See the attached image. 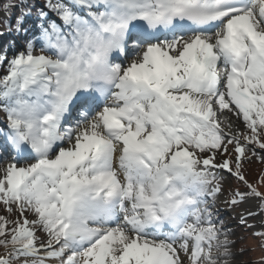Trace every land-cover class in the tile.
Listing matches in <instances>:
<instances>
[{"label":"snow or ice","instance_id":"1","mask_svg":"<svg viewBox=\"0 0 264 264\" xmlns=\"http://www.w3.org/2000/svg\"><path fill=\"white\" fill-rule=\"evenodd\" d=\"M0 13L9 33L35 29L0 55V264L234 257L207 200L227 170L247 191L226 203L257 202L241 223L264 217V173H243L264 151V0H0Z\"/></svg>","mask_w":264,"mask_h":264},{"label":"rangeland","instance_id":"2","mask_svg":"<svg viewBox=\"0 0 264 264\" xmlns=\"http://www.w3.org/2000/svg\"><path fill=\"white\" fill-rule=\"evenodd\" d=\"M8 19L7 15L5 13H0V23H3ZM0 26V30H1ZM4 28V27H3ZM1 32V31H0ZM32 37V36H31ZM30 37V38H31ZM8 43L4 42L3 44ZM13 44V42H12ZM5 45V49L3 53L9 55V59H11V52H18L23 50V48L20 49V47L15 45ZM2 48V45H1ZM4 48V47H3ZM37 54H39V49H37ZM6 65L2 66L0 70V75L3 76L6 74ZM6 117V114H5ZM225 117L227 115L225 114ZM7 125L4 126L6 129ZM227 131V129H225ZM245 128H241L238 132L244 131ZM231 149V146H229ZM257 155L253 156L251 152L248 153V158L245 159L243 164V173L246 176V178L252 182L255 183L257 178L261 175V173H264V151L256 149ZM222 157L217 156V161L220 163L222 162ZM7 161L0 162V167L4 166ZM10 162V161H8ZM7 162V163H8ZM214 171L217 173L218 178L221 179V185L223 191L213 200L211 199L207 200V203H216L218 204V200L222 202H226L227 200L231 199V191L235 189H239L240 191H247L246 188L236 179V177L227 170H221V169H214ZM262 191H264V187L261 188ZM256 201L255 200H248L236 207H230L228 204L225 207H221L223 210V213L226 214V217L223 218L224 225H228L229 229L231 230V235L229 236V239L231 241H234L232 245H230V251L234 253V257L228 258L229 264H253L254 261H259L262 258H264V247H261V241L256 236L253 235L255 231L264 230L262 226H264V217L256 216L253 218H250L248 220L249 224H254L255 228H249L246 227L244 224L240 221V215L242 212L249 211V207L246 205L249 204L253 211L256 210ZM0 214H4L3 210L0 208ZM14 218V217H10ZM32 217L29 216V219ZM41 238H43V234H38ZM223 239V237H221ZM243 250V251H242ZM3 249L0 248V252H2Z\"/></svg>","mask_w":264,"mask_h":264},{"label":"bare ground","instance_id":"3","mask_svg":"<svg viewBox=\"0 0 264 264\" xmlns=\"http://www.w3.org/2000/svg\"><path fill=\"white\" fill-rule=\"evenodd\" d=\"M6 15H8V14H6ZM0 31L3 33V35H5L6 33L8 34V30L6 28H1ZM1 68H2V66H0V70H1ZM226 115L229 116L231 114H227L226 113ZM231 120H232V127H233V130L234 131H237L238 132L241 128H245L242 120H238L234 115H231ZM0 142H1V145L3 147V140H0ZM9 154H11V153H9ZM2 159H4L5 161L8 162V161L11 160V157L6 155V156H3ZM7 162H6V164H7ZM217 163H220V162L217 161ZM209 199H211V198H209ZM208 204L212 208L213 212L215 213L214 219L223 220V218L226 217V214L223 213V210H222V208L227 205L226 202H222V201L218 200V204H216V203H208ZM246 206L249 207V211H253V209L251 208V206L249 204H247ZM224 226L227 229H229V226L228 225L225 224ZM223 259H228V258H222L221 264H222Z\"/></svg>","mask_w":264,"mask_h":264},{"label":"trees","instance_id":"4","mask_svg":"<svg viewBox=\"0 0 264 264\" xmlns=\"http://www.w3.org/2000/svg\"><path fill=\"white\" fill-rule=\"evenodd\" d=\"M37 1L40 2L41 4H43L45 2V0H28V2L30 4H36V5H38L37 4ZM7 17H8V19L6 21H4L3 23H0V26L2 28L4 27V28L8 29V22H9V20H14V17L12 16L11 13H8ZM34 18L35 17L33 16V19ZM28 24H30V22H28ZM28 24H26V25H28ZM13 37H15L16 39H19V40L21 38V36H17V34L15 33V31H12L9 34L6 33L5 35L0 36V55L3 54L2 52L4 50L3 49V45H4L3 44V41L4 42L12 41ZM1 45H2V48H1ZM0 208L3 210V206L2 205H0Z\"/></svg>","mask_w":264,"mask_h":264}]
</instances>
